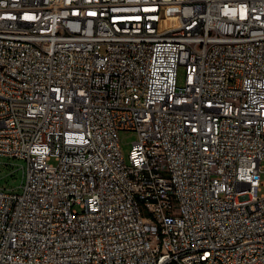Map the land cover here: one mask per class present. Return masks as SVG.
Segmentation results:
<instances>
[{
	"label": "built area",
	"instance_id": "1",
	"mask_svg": "<svg viewBox=\"0 0 264 264\" xmlns=\"http://www.w3.org/2000/svg\"><path fill=\"white\" fill-rule=\"evenodd\" d=\"M0 158V264H264V0H0Z\"/></svg>",
	"mask_w": 264,
	"mask_h": 264
},
{
	"label": "rangeland",
	"instance_id": "2",
	"mask_svg": "<svg viewBox=\"0 0 264 264\" xmlns=\"http://www.w3.org/2000/svg\"><path fill=\"white\" fill-rule=\"evenodd\" d=\"M186 70L184 67L179 66L177 69V86L184 87ZM122 153L126 157L132 142L136 140V135L131 132H119L118 134ZM53 163V160L51 161ZM24 162L14 159L0 158V188L6 191H14L15 193L21 192V187L24 183ZM262 173L260 175V193L264 194V163L261 164Z\"/></svg>",
	"mask_w": 264,
	"mask_h": 264
},
{
	"label": "bare ground",
	"instance_id": "3",
	"mask_svg": "<svg viewBox=\"0 0 264 264\" xmlns=\"http://www.w3.org/2000/svg\"><path fill=\"white\" fill-rule=\"evenodd\" d=\"M174 23V20L173 19H170V24Z\"/></svg>",
	"mask_w": 264,
	"mask_h": 264
}]
</instances>
